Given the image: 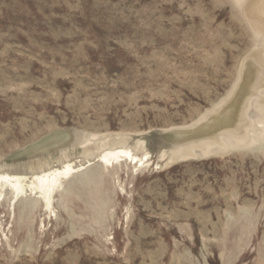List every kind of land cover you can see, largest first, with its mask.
I'll return each mask as SVG.
<instances>
[{
	"label": "rangeland",
	"instance_id": "rangeland-1",
	"mask_svg": "<svg viewBox=\"0 0 264 264\" xmlns=\"http://www.w3.org/2000/svg\"><path fill=\"white\" fill-rule=\"evenodd\" d=\"M255 52L264 0H0V174L84 166L49 208L3 195L0 264H264V111L179 156ZM107 141L148 159L102 166Z\"/></svg>",
	"mask_w": 264,
	"mask_h": 264
},
{
	"label": "bare ground",
	"instance_id": "bare-ground-1",
	"mask_svg": "<svg viewBox=\"0 0 264 264\" xmlns=\"http://www.w3.org/2000/svg\"><path fill=\"white\" fill-rule=\"evenodd\" d=\"M249 62H252L256 67L249 93H241L237 95L235 99L231 97V99L234 100L228 105H230L231 109L234 108L233 112L227 113V109L229 108L223 109V105L226 106L228 101H226L228 98H224V100H221L216 106L206 111L199 119H197L192 126L197 127L200 122H209L210 119H212V124L209 123L210 125H207V123L204 122L206 123L204 126L207 129L211 126H214L213 133L211 135H203L202 137L196 138L194 140H189L190 148H186L185 151H181L179 154L181 158H195V148H198L204 156L209 152L212 146L225 147L221 141V138L226 134H230L233 138V141L239 145L246 142L248 130L252 127L251 121L247 116L250 101L253 99L256 101V105L254 107L258 112L264 111V97H262L260 94V90L264 88V57L261 54L255 52L252 57L248 59L246 64L243 65L241 62V65L243 66L238 72V77L240 79L245 77L247 67L250 64ZM239 83L237 82L233 89L231 88L232 90L231 92L229 91V96H231L234 91L238 89ZM216 116L222 117L217 118ZM111 142L112 141H107L99 146L101 151L96 156L95 162L106 167L113 166L114 164L120 162H129L136 168L138 165L142 164L143 160L147 161L148 159L147 155L138 158L134 156L128 149L111 147L109 146ZM90 164V162H87V165ZM83 168L84 166L82 165H77L74 162H68L61 165L60 167L50 168L37 174H32L30 177L24 175L0 174V198H2L0 199V203L3 202V195L7 191L11 192L13 196L12 201H17L20 197L29 192L30 194H34L37 198L41 199L44 205L48 206L49 208V206L52 204L54 195L60 190L62 186V180L77 173Z\"/></svg>",
	"mask_w": 264,
	"mask_h": 264
}]
</instances>
